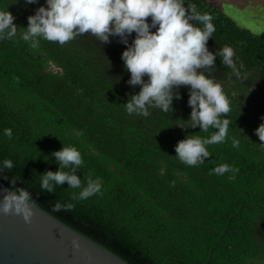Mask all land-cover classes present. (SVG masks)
<instances>
[{"label": "trees", "instance_id": "trees-1", "mask_svg": "<svg viewBox=\"0 0 264 264\" xmlns=\"http://www.w3.org/2000/svg\"><path fill=\"white\" fill-rule=\"evenodd\" d=\"M41 2L0 0V10H8L22 32ZM187 2L213 17L208 49L231 46L236 53L239 77L219 57L202 70L230 99L225 143L208 146L210 157L194 167L175 156V145L187 135L206 138L213 131L181 128L191 112L184 86L173 111L127 114L124 104L140 87L127 84L130 73L120 58L126 46L118 37L103 45L90 34L63 46L41 39L37 48L5 39L0 161L10 159L14 166L0 168V183L11 189L15 179L34 205L127 264H264V142L254 134L264 122V37L240 27L210 0ZM5 128L12 129L11 139ZM62 144L82 153L77 175L99 177L100 193L73 201L78 190L67 183L53 193L40 189L39 175L58 170L51 153ZM223 163L237 169L235 179L213 174ZM57 203L74 206L54 211Z\"/></svg>", "mask_w": 264, "mask_h": 264}, {"label": "clouds", "instance_id": "clouds-1", "mask_svg": "<svg viewBox=\"0 0 264 264\" xmlns=\"http://www.w3.org/2000/svg\"><path fill=\"white\" fill-rule=\"evenodd\" d=\"M24 3L36 4L38 0H24ZM14 20L8 10H0V40L19 39L31 48H37L41 39L63 46L77 36L90 34L103 45L110 43V38L118 37V42L126 46L120 58L124 69L130 73L127 84L140 87L124 104L129 115L148 117L150 109L164 113L169 109L173 111V101L182 98L179 88L187 87V105L191 112L184 121L188 126L181 128L199 127L203 132L211 128L213 131L206 138L194 134L177 142L175 156L182 164L190 167L202 164L210 157L208 146L225 143L232 123L226 118L231 111L230 99L222 86L202 70L215 66L219 57L239 77L234 62L236 53L231 46L215 52L208 49L207 42L215 32L213 17L207 12H198L187 0H45L44 5L27 17L28 26L22 28L24 31L18 32ZM260 119L264 121V116ZM254 134L264 142V122ZM3 135L11 139L12 129L5 128ZM232 147H239L236 140ZM51 156L59 167L55 172L48 170L39 175L42 191L53 193L56 187L67 183L69 189L78 190L72 194L73 201L101 192L99 177L91 174L87 178L78 177L77 171L84 161L77 147L62 144ZM13 166L10 159L0 161L2 169L11 170ZM236 171L228 163L212 170L218 176L231 173L229 179H235ZM9 184L12 191L3 195L0 211L22 215L27 221L33 196L26 188L18 187L15 179L9 180ZM73 206V203H57L53 210L62 207L71 210Z\"/></svg>", "mask_w": 264, "mask_h": 264}, {"label": "water", "instance_id": "water-1", "mask_svg": "<svg viewBox=\"0 0 264 264\" xmlns=\"http://www.w3.org/2000/svg\"><path fill=\"white\" fill-rule=\"evenodd\" d=\"M12 190L0 183V201ZM0 264H127L32 204L31 216L0 211Z\"/></svg>", "mask_w": 264, "mask_h": 264}, {"label": "rangeland", "instance_id": "rangeland-1", "mask_svg": "<svg viewBox=\"0 0 264 264\" xmlns=\"http://www.w3.org/2000/svg\"><path fill=\"white\" fill-rule=\"evenodd\" d=\"M240 27L264 37V0H210Z\"/></svg>", "mask_w": 264, "mask_h": 264}, {"label": "flooded vegetation", "instance_id": "flooded-vegetation-1", "mask_svg": "<svg viewBox=\"0 0 264 264\" xmlns=\"http://www.w3.org/2000/svg\"><path fill=\"white\" fill-rule=\"evenodd\" d=\"M41 3H42V5H44V4H45V0H42V2H41Z\"/></svg>", "mask_w": 264, "mask_h": 264}]
</instances>
